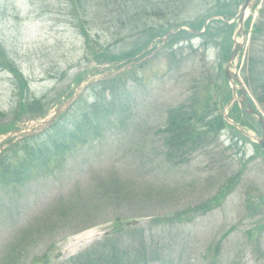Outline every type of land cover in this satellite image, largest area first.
<instances>
[{"label": "rangeland", "instance_id": "374dc122", "mask_svg": "<svg viewBox=\"0 0 264 264\" xmlns=\"http://www.w3.org/2000/svg\"><path fill=\"white\" fill-rule=\"evenodd\" d=\"M87 1L77 12L80 19L88 15L90 34L98 31L89 35V45L70 0H0V165H11L5 183H0V264L63 263L97 240L85 242L77 236L87 228L108 230L112 220L130 231H144L152 247L148 249L151 264H264L263 153L253 142L228 147L231 134L227 132L219 144L208 146L205 139L198 151H191L193 138L178 152L168 145L167 120L178 115L179 106L185 108L182 104L193 84L202 87L208 82L207 66H219L218 49L209 47L207 65L195 50L199 37L191 40L193 47L182 41L166 42L127 71L91 86L103 75L98 69L108 74L124 68L129 60L123 53L135 41L136 32L124 15L119 22L125 25L104 24L117 17L108 13L105 19L103 6L109 0ZM99 1L104 3L98 9ZM220 2L225 3L224 11L235 14L243 0ZM189 6L194 9L190 19H198L196 23L210 13V5L203 0ZM248 16L246 45L234 71L240 73L247 58H253L262 89L254 93L246 87V91L264 118V0ZM149 17L133 22L141 27ZM218 25L213 24L214 29ZM256 26L258 30L252 33ZM159 45L156 41L150 49ZM108 47L114 60L103 62L100 54ZM6 70L16 71L17 77ZM119 74L113 85V77ZM222 76L220 94L227 89ZM109 90L119 108L111 124L102 119ZM74 92L80 93L76 101L82 102L75 116L71 110L62 118L59 115L56 127L49 131L28 138L17 136L19 131L34 134L33 124L52 114ZM226 105L223 101L218 111ZM232 109L226 110L251 125L249 116ZM82 118L89 119V126H99L102 135L89 137L87 143L68 152L57 149L58 131L72 128L62 120ZM254 128L256 132L249 133L260 136L255 123ZM88 135L86 131L87 140ZM40 143L48 155L60 160L37 166L24 184L16 170L22 160L14 155L24 153L23 146ZM228 183L231 189L224 191L227 186L224 196L210 203ZM256 204L262 212L252 217ZM169 215H180L182 221L164 219ZM129 222L137 226L129 227L125 224Z\"/></svg>", "mask_w": 264, "mask_h": 264}, {"label": "trees", "instance_id": "16d2710c", "mask_svg": "<svg viewBox=\"0 0 264 264\" xmlns=\"http://www.w3.org/2000/svg\"><path fill=\"white\" fill-rule=\"evenodd\" d=\"M195 0H109L105 3L102 1H99L97 4V8L99 9L103 3H104V13L106 15L105 19H107V14H116L117 17L115 19H107L105 20L104 24H115L119 23L120 25H125L124 23L119 22V17L127 16L126 18V24L128 22L133 23L131 25V29H133L136 32V38L135 41L132 42L128 50H126L123 53V57H126L128 59L134 57L141 49H143L145 46L149 44V42L155 38L160 37L164 33H166L169 29L172 27H176L178 25L187 24L190 29L198 30L201 28L204 19L205 18H199L200 22L196 23L198 19H189V11L186 10V7L189 3L194 2ZM219 1L221 0H214L215 2V9H219L220 7L224 6V4L220 5ZM82 0H70V7H72L73 12L78 17L77 7L83 6V4H88L87 0H84L83 3H81ZM185 4H187L185 6ZM185 6L184 8H181ZM106 9V10H105ZM155 9V10H153ZM213 10L211 13L213 14H225L227 11H221V10ZM102 12V10H101ZM149 15L150 17L146 19L147 22H144L141 27L134 24L133 20L136 18H139L140 16ZM86 17L88 15H85L84 18L80 19L84 24V27L81 25L79 26L81 29L82 35L86 38V43H88L89 35L94 36V33L97 35V32H93L90 34L89 32V26L88 22L86 21ZM188 17V20L186 19ZM157 18V20L153 19ZM78 20V19H76ZM187 20V21H186ZM79 21V22H81ZM115 21V23H113ZM183 22V23H182ZM78 23V22H77ZM181 23V24H180ZM101 28V26H100ZM259 27L254 28V32L258 30ZM223 33L224 37L223 42L225 41L226 35L229 36L230 30L226 26H219L214 29L213 27V21L207 25L206 31L204 34H202L203 40L201 43V46L203 50L205 51L210 45H216V42L212 40L214 36H217L218 33ZM193 33L191 30H181L177 34L170 37L169 42L174 43L178 42L179 40H185L190 39L192 37ZM222 43V42H221ZM90 48V47H89ZM228 48H225V53H228ZM94 55V53H93ZM101 57H103L104 61H112L114 58H112V54L109 51V47L107 49H104V52L100 54ZM100 57V58H101ZM95 60L99 61V58H94ZM103 61V62H104ZM255 63L253 59H250L249 63V69H250V77L246 78V83L253 88L254 91L262 89V79L257 76V74L254 73ZM13 74L17 77V72L14 70H11ZM21 87V95L23 91L22 85ZM108 87V86H107ZM109 88V87H108ZM206 88H210L209 85L206 86ZM111 92V96L109 101L107 102V108L103 110V120H106L108 123H112L114 119L118 115V106L115 101V95ZM84 106L88 104L86 101H84ZM199 103L198 100L194 99L192 105L189 107L188 110H182V107L178 108L177 116L171 117L169 119L168 123V132L171 133L172 136V142L176 143L177 145L174 146V149L178 152L180 148H182L187 142L190 141V137H197V139L201 142L205 140V137L202 136V132L194 131V124L192 121V117L196 114V105ZM81 104L76 102L74 104V108L72 110V116H75L77 114L78 110L81 108ZM70 110V111H71ZM86 109L83 108V112ZM88 113V112H86ZM64 117V116H63ZM236 121H239V117L234 116ZM72 119V118H71ZM71 119H64L62 120L63 123L67 122L68 125H71L72 128L65 131L64 127L61 128L58 131V136L54 140V146L58 149H62L64 152H68L72 150L74 147L82 143L85 138V128L86 125L88 126V118H82L81 122L79 120L77 121H71ZM199 119V118H198ZM187 122V128L185 131V125ZM216 124L211 127V132L214 134L217 130H219L223 123L222 118L216 117L215 118ZM242 123V122H241ZM93 129V128H92ZM90 127L86 131L89 132L92 130ZM102 129L96 125L94 135H100ZM197 140V141H198ZM178 147V148H177ZM48 149H43L40 144H36V146H32L29 148L26 156L24 157L25 161L23 160L22 163L18 166V172L23 177V181L25 184L26 179L29 178V174H32V170L35 169L37 166L43 165L47 166V162L50 161V159H53L55 161V158L60 160L58 157L54 155H48ZM17 154V153H16ZM16 154L14 156H16ZM55 155H57V151L55 152ZM1 157L0 159H2ZM31 158V160H30ZM42 161L41 164H36L35 160ZM6 164V163H5ZM0 165V183L4 184L6 179V169L10 168L11 165ZM27 176V177H26ZM230 184H226L220 191H218L215 198H213L210 203L217 201L220 196H223V192L227 191L231 188L229 186ZM229 186V187H227ZM227 187V188H226ZM226 188V189H225ZM225 189V190H224ZM224 190V191H223ZM251 204V201L249 199L246 200ZM205 205H202L203 208H205ZM258 207V204L254 206V208ZM264 227V224H263ZM121 223H118V220L114 223L113 231H121ZM257 228H261L260 225L257 226ZM119 233H123L122 231ZM134 234L136 237L139 238L140 242L138 246H134L133 244L126 247V249L120 253L119 247L116 246L115 243L107 244V247L97 253V258L95 257V253L87 252L82 255H79L72 261H69L67 264H135L136 259L138 257L143 259H149L147 256L146 250L148 249L147 246H145V243L143 242L142 238L144 236V232L142 230H135ZM106 245V243H103L102 246ZM101 248V247H100ZM100 250V249H99ZM98 250V251H99ZM137 257V258H136Z\"/></svg>", "mask_w": 264, "mask_h": 264}, {"label": "water", "instance_id": "95a60500", "mask_svg": "<svg viewBox=\"0 0 264 264\" xmlns=\"http://www.w3.org/2000/svg\"><path fill=\"white\" fill-rule=\"evenodd\" d=\"M254 1L255 0H245L244 3L242 4L237 16H236L238 18V20H239V29H238L237 33H240L242 35L243 40L245 38L244 31L242 29L243 19H244L245 12H246L247 8L248 7H252L253 4H254ZM240 47H241V43H239V42H235L234 43V48H233V50H232V52H231V54L229 56V59H228V62L226 63V66H225L226 74H227L228 77L233 76L229 72V66H230L232 60L234 59L236 53L239 51ZM57 111H59V109ZM249 112L256 114L255 111L250 106H249ZM51 120H52V118H50L48 120H45V121L39 123V126L42 127L43 124H49ZM257 121L261 124L262 129H263V133H264V121H263V119L260 116L257 115ZM259 142L263 146V149H264L263 140L260 139Z\"/></svg>", "mask_w": 264, "mask_h": 264}, {"label": "bare ground", "instance_id": "6f19581e", "mask_svg": "<svg viewBox=\"0 0 264 264\" xmlns=\"http://www.w3.org/2000/svg\"><path fill=\"white\" fill-rule=\"evenodd\" d=\"M97 234V230H89L87 232H84L82 234H80L77 237H80L79 240H84L85 242L91 240L92 238H94Z\"/></svg>", "mask_w": 264, "mask_h": 264}]
</instances>
